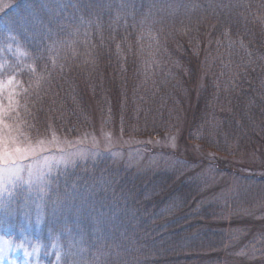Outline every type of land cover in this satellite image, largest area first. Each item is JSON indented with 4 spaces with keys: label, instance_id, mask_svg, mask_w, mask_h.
<instances>
[{
    "label": "trees",
    "instance_id": "16d2710c",
    "mask_svg": "<svg viewBox=\"0 0 264 264\" xmlns=\"http://www.w3.org/2000/svg\"><path fill=\"white\" fill-rule=\"evenodd\" d=\"M9 39L30 46L12 61L15 77L38 78L18 111L26 132L134 129L149 148L181 126L191 156L180 154L182 176L136 170L102 149L76 159L74 193L71 169L57 166L46 196L19 194L6 208L20 216L3 235L39 248L45 264H264V221L238 222L232 201L190 179L207 162L193 147L230 156L264 146V0H24L0 13V45ZM218 161L211 169L240 179L245 202L263 201L264 174ZM236 241L248 246L231 257Z\"/></svg>",
    "mask_w": 264,
    "mask_h": 264
},
{
    "label": "rangeland",
    "instance_id": "374dc122",
    "mask_svg": "<svg viewBox=\"0 0 264 264\" xmlns=\"http://www.w3.org/2000/svg\"><path fill=\"white\" fill-rule=\"evenodd\" d=\"M22 1L24 0H0V13L11 9L12 7L9 8L10 5H14L16 8ZM46 13L47 12H44L45 16L51 17L49 13L47 15ZM23 43L24 42L19 40L9 39L4 44L0 45V82L3 83V91L0 93V104H2V109H0V121H2L0 122V138L3 139L5 148L19 146L23 149L26 145H31L35 148L36 155L28 154L27 159L20 160L17 162V165L13 166V170L19 171L24 179H29V170H31L34 175H38L41 169L47 172L48 166L51 167V170L57 166L63 169H71L68 174L71 175L69 176V186L66 184L71 190L70 188L68 190V188L64 186V182L67 183L68 180H63V190H68V193H74L76 187L74 188V186L70 184V179L76 172V159H83V163L90 159L92 160L97 153H101L102 149L114 151L116 155H120L118 157L120 158L119 161H124L126 165L128 164L136 167V170L147 169V167L157 165L158 169L163 170L165 173L175 172L176 175L182 174L183 176L190 171L187 160L180 161L179 158L180 154L185 156V158L191 156L186 148H182L183 143L179 141V130L181 126L175 129L168 126L169 128L164 129L159 139L156 140V138H154V143L152 142L153 146L149 148L145 146V141L134 138V129H132L133 127L131 126H129V129H132V131L123 134L118 130L114 131L112 129L111 131L109 127L101 125L97 126L95 131H90L88 134L86 133L78 139H72L69 136L64 137L58 134L57 130L50 127V125L47 130L42 129V131L36 132L35 134H32L33 132H26L23 121H18V111L20 109V113H22V108L24 106L23 103L21 108L22 100L24 99L23 96L25 97L28 89L31 91L35 90L38 78L27 79V82H22L15 77L18 71L17 69H13L14 63L12 61L17 58L25 59V56L28 57L30 53V46L24 45ZM123 147H125V149H123ZM193 149V152H191L195 158L205 156L207 162L204 161L201 165L199 164L200 166L196 169L199 170L198 172L200 173L197 174L198 172H194L191 175L193 178L191 177L190 179L198 183V186L200 183H206V185L212 187V190L215 189L216 194H214H218L215 197L217 201H221L224 204L232 201L231 209L239 210V212L241 211L240 213H242V215L237 218L238 222L242 218H247V222L253 225L257 223V228L262 227L259 226V224L262 225L264 221V198H262L263 201L260 202L257 200L245 202L243 198L244 195H242L243 186L240 179L233 181L225 173L217 171L216 168H214V170L211 169V166L219 159L221 164L225 165L228 171H236V174L240 173L242 175L246 172L262 175L264 174V146L257 151L254 149H245L244 146L241 150L233 152L230 156L203 153L201 149L199 150L196 147H193ZM10 175V172H5L4 176L6 182ZM66 177L64 179H66ZM40 183L42 182L38 181L37 184L33 185L32 192L38 193L36 188ZM16 184L17 187L14 195L4 197L7 205L6 208H12V206L14 208L15 203L18 201L19 194L26 195L29 192L27 186L23 185L21 181H17ZM8 188L11 190L13 185L8 184ZM71 206L74 207L75 205ZM233 206L235 209H233ZM6 208L0 210L2 212L0 213V249H5L7 251V256L4 259H0V264H37V261L38 263L45 264V261L40 260L38 258L39 256L37 257L35 251L32 253L35 260L31 261L30 258L32 259V257L25 255V251L28 249H26L24 245L22 248L18 247V245H22L20 241L16 240L14 237H8L1 233L5 232L4 230H10L13 225L16 224L15 219L17 220V216H20L18 211H6ZM29 209L31 210V208ZM77 216L83 217L84 214H77ZM233 222H236V220ZM228 223H232V220H228ZM73 236L70 238L73 239ZM247 246L248 245L243 244V241L241 243L236 241L231 257L241 256L244 252V248ZM232 259H234L235 262L239 260L241 264H244V261L240 258Z\"/></svg>",
    "mask_w": 264,
    "mask_h": 264
},
{
    "label": "snow or ice",
    "instance_id": "6c2138e0",
    "mask_svg": "<svg viewBox=\"0 0 264 264\" xmlns=\"http://www.w3.org/2000/svg\"><path fill=\"white\" fill-rule=\"evenodd\" d=\"M14 7V5H10L9 8ZM3 91V83L0 82V93ZM0 109H2V104H0ZM2 122V121H0ZM28 154L36 155L35 148L31 145H26L23 149L19 146L14 148H5L3 139L0 138V210L6 208V200L5 196H12L15 193V189L17 187L16 182L21 181L23 185L27 186L29 192L32 191L33 185L37 184V182H42L37 185L36 190L39 192L41 197L47 195V185L50 184V180L48 179L51 174V167L48 166V171L45 172L43 169L39 172L38 175H34L31 170H29V179H24L19 171H14L13 166L17 165V162L23 159L28 158ZM5 172H10L11 175L7 178V182L5 181ZM8 184H12L13 188L10 190L8 188ZM38 223L41 221L38 220ZM7 243V242H6ZM18 247H23V245H18ZM37 257L39 256V248L35 249ZM26 256H31L32 253L25 251ZM7 256V251L5 249H0V259H4ZM38 264V261H37ZM59 264V261H58Z\"/></svg>",
    "mask_w": 264,
    "mask_h": 264
}]
</instances>
